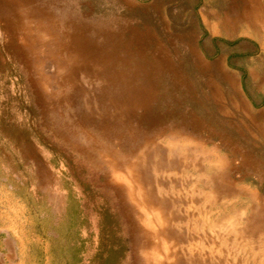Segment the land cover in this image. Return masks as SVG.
<instances>
[{"label":"rangeland","instance_id":"374dc122","mask_svg":"<svg viewBox=\"0 0 264 264\" xmlns=\"http://www.w3.org/2000/svg\"><path fill=\"white\" fill-rule=\"evenodd\" d=\"M262 108L264 0H0L11 264L71 209L87 262L106 212L118 264H264Z\"/></svg>","mask_w":264,"mask_h":264},{"label":"trees","instance_id":"16d2710c","mask_svg":"<svg viewBox=\"0 0 264 264\" xmlns=\"http://www.w3.org/2000/svg\"><path fill=\"white\" fill-rule=\"evenodd\" d=\"M10 188L15 192L16 195L22 198H26L24 195V189H19L10 185ZM26 200V199H25ZM30 208V205H28ZM31 209V208H30ZM32 213V212H31ZM78 216L81 218L83 214L81 210ZM68 224L63 229V231L56 237L54 235H48V233L43 230V215L40 212H34L32 217L35 221V225H39L38 229L43 241L48 242V254L50 255L52 261H56V264H118L120 261L119 255L122 254V246L116 241L114 237L115 230L109 228L110 220L108 213H103V222L101 223V232L97 236V244L95 246V251L92 254L90 260L86 259V254L89 250L90 238L84 237L82 235V225H76V213L74 210H70L68 213ZM85 217V215H84ZM110 219V220H109ZM112 231V232H111ZM71 232H75V236L70 238ZM64 240V242H59V240ZM117 254V255H116ZM113 258V259H112ZM117 258V259H116Z\"/></svg>","mask_w":264,"mask_h":264},{"label":"crops","instance_id":"0c3cea01","mask_svg":"<svg viewBox=\"0 0 264 264\" xmlns=\"http://www.w3.org/2000/svg\"><path fill=\"white\" fill-rule=\"evenodd\" d=\"M0 210V257L3 259L4 263H6L8 260V264H11L13 263L11 261L12 256L18 252L17 246L20 244L18 241H14L13 238L21 239V237L13 232H17L19 223L13 219L7 208H2L0 206ZM2 263L3 262H1V264Z\"/></svg>","mask_w":264,"mask_h":264},{"label":"bare ground","instance_id":"6f19581e","mask_svg":"<svg viewBox=\"0 0 264 264\" xmlns=\"http://www.w3.org/2000/svg\"><path fill=\"white\" fill-rule=\"evenodd\" d=\"M27 16V15H26ZM28 17V16H27ZM26 18V17H25ZM29 21V20H28ZM38 21V20H37ZM42 24V23H41ZM44 24V23H43ZM42 24V26H43ZM46 24V23H45ZM40 25V24H39ZM47 25V24H46ZM51 25V24H50ZM41 26V25H40ZM32 27V26H31ZM44 31V30H43ZM46 32V31H45ZM50 32V31H49ZM31 34V33H30ZM51 35V34H50ZM43 36V35H42ZM79 46V45H78ZM40 48V47H39ZM71 58V57H70ZM62 73V72H61ZM136 184V183H135ZM144 209V208H143ZM158 212V211H157ZM149 222V221H148ZM112 232V231H111ZM194 242V241H193ZM195 243V242H194ZM192 245V244H191ZM191 247V246H190ZM175 248V247H174ZM152 253V252H151ZM156 253V252H155ZM117 255V254H116ZM113 259V258H112ZM117 259V258H116ZM158 259V258H157ZM189 264V263H188Z\"/></svg>","mask_w":264,"mask_h":264}]
</instances>
